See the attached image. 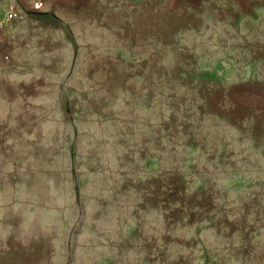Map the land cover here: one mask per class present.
I'll use <instances>...</instances> for the list:
<instances>
[{"label": "rangeland", "instance_id": "rangeland-1", "mask_svg": "<svg viewBox=\"0 0 264 264\" xmlns=\"http://www.w3.org/2000/svg\"><path fill=\"white\" fill-rule=\"evenodd\" d=\"M49 1L0 46V264H264V0Z\"/></svg>", "mask_w": 264, "mask_h": 264}, {"label": "crops", "instance_id": "crops-1", "mask_svg": "<svg viewBox=\"0 0 264 264\" xmlns=\"http://www.w3.org/2000/svg\"><path fill=\"white\" fill-rule=\"evenodd\" d=\"M11 1L16 0H0V12H3L6 5ZM25 3L27 4L25 10L28 13H25L22 18L11 22L3 32V38H7L12 29L19 23H59L57 17L48 10L51 5L49 0H25Z\"/></svg>", "mask_w": 264, "mask_h": 264}, {"label": "built area", "instance_id": "built-area-1", "mask_svg": "<svg viewBox=\"0 0 264 264\" xmlns=\"http://www.w3.org/2000/svg\"><path fill=\"white\" fill-rule=\"evenodd\" d=\"M22 16L23 11L17 1L9 2L6 5L5 10L3 12H0V46L3 44V32L5 28L14 20L22 18ZM5 58H7L6 55Z\"/></svg>", "mask_w": 264, "mask_h": 264}]
</instances>
